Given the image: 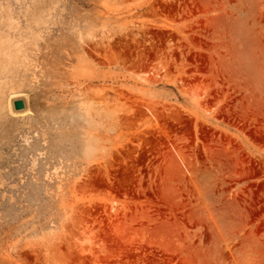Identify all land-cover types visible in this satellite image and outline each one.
Here are the masks:
<instances>
[{
  "label": "rangeland",
  "instance_id": "374dc122",
  "mask_svg": "<svg viewBox=\"0 0 264 264\" xmlns=\"http://www.w3.org/2000/svg\"><path fill=\"white\" fill-rule=\"evenodd\" d=\"M0 264H264V0H0Z\"/></svg>",
  "mask_w": 264,
  "mask_h": 264
},
{
  "label": "bare ground",
  "instance_id": "6f19581e",
  "mask_svg": "<svg viewBox=\"0 0 264 264\" xmlns=\"http://www.w3.org/2000/svg\"><path fill=\"white\" fill-rule=\"evenodd\" d=\"M88 87V86H87ZM91 89V88H90ZM89 90V89H88ZM94 91V90H93ZM92 92V91H91ZM20 95V94H19ZM17 96V95H16ZM14 98H16L14 95H12L10 98H9V100H8V108H9V112H11V113H13L14 114V110H13V105H14V102H15V100H13ZM91 98V97H90ZM89 98V99H90ZM88 99V100H89ZM98 99V98H97ZM95 100V99H94ZM93 101V100H92ZM102 101V100H101ZM86 103V102H85ZM87 104V103H86ZM93 104V103H92ZM97 104V103H96ZM101 106V105H100ZM89 107V106H88ZM109 107V106H108ZM106 109H107V107H106ZM89 110V109H88ZM100 110V109H99ZM90 112V111H89ZM89 112H88V114H89ZM17 114V113H16ZM11 116V115H10ZM12 117V116H11Z\"/></svg>",
  "mask_w": 264,
  "mask_h": 264
},
{
  "label": "water",
  "instance_id": "95a60500",
  "mask_svg": "<svg viewBox=\"0 0 264 264\" xmlns=\"http://www.w3.org/2000/svg\"><path fill=\"white\" fill-rule=\"evenodd\" d=\"M26 105H25V102L23 100H16L14 102V108L16 111H20V110H23L25 109Z\"/></svg>",
  "mask_w": 264,
  "mask_h": 264
}]
</instances>
